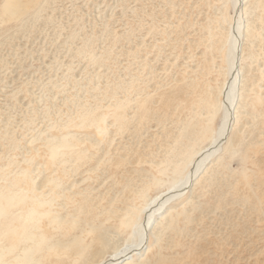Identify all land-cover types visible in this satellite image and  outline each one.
I'll return each instance as SVG.
<instances>
[{
  "label": "rangeland",
  "instance_id": "1",
  "mask_svg": "<svg viewBox=\"0 0 264 264\" xmlns=\"http://www.w3.org/2000/svg\"><path fill=\"white\" fill-rule=\"evenodd\" d=\"M16 1L0 0V190L51 202L36 263L124 254L155 209L131 264H264V0Z\"/></svg>",
  "mask_w": 264,
  "mask_h": 264
},
{
  "label": "bare ground",
  "instance_id": "2",
  "mask_svg": "<svg viewBox=\"0 0 264 264\" xmlns=\"http://www.w3.org/2000/svg\"><path fill=\"white\" fill-rule=\"evenodd\" d=\"M16 2H17L16 0H7V2L5 3L6 11L14 13L18 7ZM234 44H235V41L233 43L231 42V47L229 49V53H231V59H228V62H229L228 69H227L228 73L229 72L231 73L233 71L234 62L232 58V54H233L232 47ZM232 77H233V74L231 73L230 82L227 85V91H226V101L228 103H230L231 99L233 98L232 94H233L234 79ZM219 108H220V105L219 104L216 105V108L212 110L211 112V116L215 114L214 112ZM222 133L223 132H221L220 135H222ZM211 148L213 147H210V148L205 147L203 149H200L197 152H194V154L198 153V158L196 162H194V167L192 169L193 171L192 170L190 171V175L188 177L186 175L183 178L180 177L179 179L174 180V182H172L168 187L164 188L159 194H156V197H155L156 200L160 198L159 202L156 203V200H155L156 204L154 203L155 205H160L158 209H160L162 205L165 202H167V200H169V198L175 195L181 194V190H183L186 187V185L189 182V179L193 176V174H195L198 171L199 167L204 162L205 158L208 157L210 153L212 152L210 150ZM50 150L56 153L57 147L56 148L52 147L50 148ZM170 193H173V194L169 195ZM17 195H16V192L5 194L2 191V189L0 190V264H37L36 262L39 259L33 258L32 256L35 250L39 251L40 250L39 248L43 249L42 247L48 250H50L51 248H55L53 247V245L47 244L48 242L45 243V245L41 246L42 244H44L43 242H46V241H43L44 239L43 234L40 232L35 233L34 232L35 230H33L36 228H40V225H37L39 224L38 219L40 218V216L46 215L47 217V214L50 213V210L48 209H44V211H41V210L39 211L37 210V208H39V206H42L43 204L49 205L51 202L45 201V199L43 201L37 200L38 202L36 201V202H32L31 204L29 203L30 205L28 204L26 205L27 207H24V205H20L19 203L23 201L25 196L22 198V196H17ZM149 204L147 203L145 207ZM145 207L142 208L143 211L146 209ZM154 210L152 211L149 210L145 212L144 217L146 216V221L145 223L144 221H142L144 224L141 223L143 226L139 224L140 222L136 221L137 219L133 221V223L131 224V227H136L135 228L137 229L136 235L139 238V241L138 242L137 240L132 241L133 244L131 243V241L128 242L132 244V247H129L130 250L127 252L125 251L126 253L124 254H122L123 253L122 252L119 255L114 253V256L112 255V257H109L110 262L112 260L116 262L115 264H118V263L131 264V260L129 259L128 254L132 251H136L140 249V246L144 239V232H145L144 229L149 224V221L151 219L152 214L154 213ZM49 217L50 216L47 217L49 220L48 225L49 224L51 225L54 222H58V220L55 219L56 216L52 215L50 219ZM5 240L7 242H3ZM116 253H119V252H116ZM98 261L99 262H97L96 264H112V263H109L108 261H105V262H101L102 260H98Z\"/></svg>",
  "mask_w": 264,
  "mask_h": 264
}]
</instances>
